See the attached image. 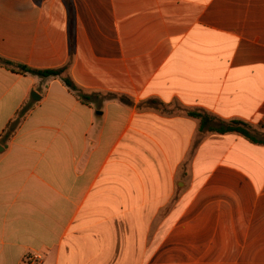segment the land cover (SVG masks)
<instances>
[{
	"label": "crops",
	"instance_id": "obj_1",
	"mask_svg": "<svg viewBox=\"0 0 264 264\" xmlns=\"http://www.w3.org/2000/svg\"><path fill=\"white\" fill-rule=\"evenodd\" d=\"M0 57L113 95L0 65V264H149L182 185L160 264H264V145L164 108L264 134V0H0Z\"/></svg>",
	"mask_w": 264,
	"mask_h": 264
},
{
	"label": "trees",
	"instance_id": "obj_2",
	"mask_svg": "<svg viewBox=\"0 0 264 264\" xmlns=\"http://www.w3.org/2000/svg\"><path fill=\"white\" fill-rule=\"evenodd\" d=\"M0 65L10 69L13 72L20 73H31L36 74L41 77L48 76H59L63 83L68 87L70 91H72L78 99L85 104H89L94 99L100 97L97 93H88L84 91L81 87L74 83V81L67 75H65L66 67L55 68V69H34L25 65L17 64L13 61L4 59L0 57ZM105 98H109L113 96L112 94L104 95ZM121 101L130 102L123 96H120ZM157 103V101H151ZM26 110V108H22L20 115ZM186 112V114L190 117L196 118L198 120V131L206 132V133H216V134H226V133H237L244 137L251 143L264 145V134L260 135V137L253 133L251 130V126L245 122L240 120H229L225 121L216 117H213L207 113L200 112L192 109H182ZM18 124V119L14 120L6 126V129L3 131L2 139H8L13 133L15 127Z\"/></svg>",
	"mask_w": 264,
	"mask_h": 264
},
{
	"label": "rangeland",
	"instance_id": "obj_3",
	"mask_svg": "<svg viewBox=\"0 0 264 264\" xmlns=\"http://www.w3.org/2000/svg\"><path fill=\"white\" fill-rule=\"evenodd\" d=\"M104 97L105 96H100L99 98L96 99V101L99 102ZM153 104H157V103L153 102ZM164 108H165V111L171 112V113L182 112V107L176 103H174L173 105H170L168 107H164ZM158 109H159V107H158ZM257 135L260 137L259 134H257ZM185 177H183L184 180L187 178V177L186 178ZM183 186L184 185L174 187L172 199L170 200V202L168 203L167 206H163L158 211L156 218L151 223V226H150L151 233H150V236L148 237L149 247H148V250L146 252V257H145L146 259H148V258L151 259L150 261H148L149 264H155V263L160 264V263L169 262L165 256L166 253H169V252H172L173 256L177 255V259L181 260L183 258L182 255H186L188 252H186V251L182 252L180 250H177L175 247H177L178 245L177 244L176 245L170 244V242L185 241V240L189 241L192 239L196 240V236H194V235H178V234L177 235H169V236L165 235V232L168 231L171 227H173L174 223L176 221H174V220L168 221V220H165L164 218L168 214V212L172 210V208L175 206L178 198L181 196L182 190H180V188ZM117 228L120 232L121 231L123 232L126 229V223H123V222L118 223ZM164 239H166L164 243H167V245L163 246L161 248V250L157 253V255L154 257V253L156 252V249H158V246L160 245V243H162L164 241ZM196 260L197 259H190L189 262H192V261L196 262Z\"/></svg>",
	"mask_w": 264,
	"mask_h": 264
},
{
	"label": "water",
	"instance_id": "obj_4",
	"mask_svg": "<svg viewBox=\"0 0 264 264\" xmlns=\"http://www.w3.org/2000/svg\"><path fill=\"white\" fill-rule=\"evenodd\" d=\"M31 97L32 98H35L36 97V94L33 92V93H31ZM37 99H38V96H37ZM2 147H0V149H1Z\"/></svg>",
	"mask_w": 264,
	"mask_h": 264
}]
</instances>
